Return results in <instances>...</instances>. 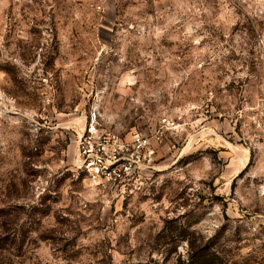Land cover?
<instances>
[{"label": "rangeland", "instance_id": "1", "mask_svg": "<svg viewBox=\"0 0 264 264\" xmlns=\"http://www.w3.org/2000/svg\"><path fill=\"white\" fill-rule=\"evenodd\" d=\"M263 136L264 0H0V264H264Z\"/></svg>", "mask_w": 264, "mask_h": 264}, {"label": "built area", "instance_id": "2", "mask_svg": "<svg viewBox=\"0 0 264 264\" xmlns=\"http://www.w3.org/2000/svg\"><path fill=\"white\" fill-rule=\"evenodd\" d=\"M121 147L117 137L99 133L97 123H86L77 140V167L94 182L123 185L125 163Z\"/></svg>", "mask_w": 264, "mask_h": 264}, {"label": "crops", "instance_id": "3", "mask_svg": "<svg viewBox=\"0 0 264 264\" xmlns=\"http://www.w3.org/2000/svg\"><path fill=\"white\" fill-rule=\"evenodd\" d=\"M259 143L257 144L258 149L262 148L264 149V142H263V138L260 139L258 141ZM262 151H259V153L256 155L255 157V165L256 167H254L255 169L257 168L258 170V176H253L257 181H255V184H258V188L257 185L254 186L255 189V193L256 191H258L259 193H264V154L262 155L261 153ZM246 166H244L245 168ZM243 168V169H244Z\"/></svg>", "mask_w": 264, "mask_h": 264}, {"label": "trees", "instance_id": "4", "mask_svg": "<svg viewBox=\"0 0 264 264\" xmlns=\"http://www.w3.org/2000/svg\"><path fill=\"white\" fill-rule=\"evenodd\" d=\"M218 256L216 253L210 255H191L187 264H211Z\"/></svg>", "mask_w": 264, "mask_h": 264}]
</instances>
